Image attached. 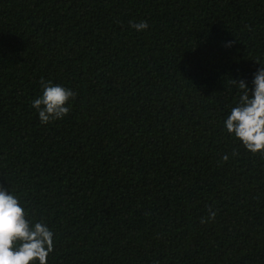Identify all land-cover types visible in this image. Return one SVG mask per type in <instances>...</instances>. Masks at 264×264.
I'll return each instance as SVG.
<instances>
[{"label": "trees", "instance_id": "16d2710c", "mask_svg": "<svg viewBox=\"0 0 264 264\" xmlns=\"http://www.w3.org/2000/svg\"><path fill=\"white\" fill-rule=\"evenodd\" d=\"M259 62L264 0H0V185L48 264H264V153L222 124ZM42 79L76 93L47 124Z\"/></svg>", "mask_w": 264, "mask_h": 264}, {"label": "clouds", "instance_id": "9594fccd", "mask_svg": "<svg viewBox=\"0 0 264 264\" xmlns=\"http://www.w3.org/2000/svg\"><path fill=\"white\" fill-rule=\"evenodd\" d=\"M141 32L148 28L145 20L131 23ZM232 41H225L230 47ZM238 83L242 90L234 106L222 121L224 130L235 137L251 153H264V63L252 74L251 87L245 80ZM41 92L30 103L41 124L58 120L70 111L69 101L76 93L61 84L40 81ZM227 159V155L223 157ZM214 211L209 212L215 217ZM54 248V232L43 220L33 219L10 188L0 185V264H48Z\"/></svg>", "mask_w": 264, "mask_h": 264}]
</instances>
